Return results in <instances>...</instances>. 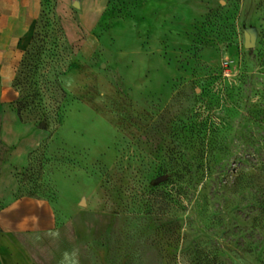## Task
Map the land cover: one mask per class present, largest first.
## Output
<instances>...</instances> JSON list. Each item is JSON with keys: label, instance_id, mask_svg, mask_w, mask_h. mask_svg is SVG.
Returning a JSON list of instances; mask_svg holds the SVG:
<instances>
[{"label": "rangeland", "instance_id": "374dc122", "mask_svg": "<svg viewBox=\"0 0 264 264\" xmlns=\"http://www.w3.org/2000/svg\"><path fill=\"white\" fill-rule=\"evenodd\" d=\"M12 86L51 264H264V0H43Z\"/></svg>", "mask_w": 264, "mask_h": 264}, {"label": "crops", "instance_id": "0c3cea01", "mask_svg": "<svg viewBox=\"0 0 264 264\" xmlns=\"http://www.w3.org/2000/svg\"><path fill=\"white\" fill-rule=\"evenodd\" d=\"M73 8L77 25L91 33L110 0H56ZM77 4V7L73 5ZM41 13V0H0V264H51L53 209L21 189L30 154L46 142L21 122L12 86Z\"/></svg>", "mask_w": 264, "mask_h": 264}, {"label": "water", "instance_id": "95a60500", "mask_svg": "<svg viewBox=\"0 0 264 264\" xmlns=\"http://www.w3.org/2000/svg\"><path fill=\"white\" fill-rule=\"evenodd\" d=\"M74 7H77V4H74L73 5ZM244 47H245V49H247V50H251L252 48H254L255 47V42H254V38H253V36L251 35V33L250 34H246L245 36H244Z\"/></svg>", "mask_w": 264, "mask_h": 264}, {"label": "trees", "instance_id": "16d2710c", "mask_svg": "<svg viewBox=\"0 0 264 264\" xmlns=\"http://www.w3.org/2000/svg\"><path fill=\"white\" fill-rule=\"evenodd\" d=\"M42 1L43 0H41V7H42ZM40 15H41V13H40ZM39 18H40V16H39ZM38 18V19H39ZM36 26V25H35ZM34 31H35V29H34ZM33 35H34V33H33ZM33 35H32V37H33ZM32 37H31V40H32ZM30 43H31V41H30ZM28 49V48H27ZM26 49V50H27ZM27 54H28V52H27ZM24 66H26V63H24V61L22 62V64H21V67H23L24 68ZM28 67V66H27ZM27 106V104H22V105H20V103L18 104V108H17V115H18V117H19V119L21 118V109L22 108H24V107H26ZM42 129H46V127L45 126H42Z\"/></svg>", "mask_w": 264, "mask_h": 264}]
</instances>
